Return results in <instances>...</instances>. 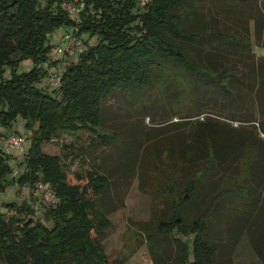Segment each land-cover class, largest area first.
I'll return each mask as SVG.
<instances>
[{"label": "trees", "instance_id": "obj_1", "mask_svg": "<svg viewBox=\"0 0 264 264\" xmlns=\"http://www.w3.org/2000/svg\"><path fill=\"white\" fill-rule=\"evenodd\" d=\"M67 1L0 0V127L10 129L20 116L31 130L23 172L12 182L30 188L42 183L58 200L43 212L51 227L33 219L31 204L6 205L7 213L0 214V264H126L124 258L109 261L101 245L111 222L98 201L111 187L110 178L88 172L84 185H72L61 159L42 150L61 134L79 131L95 134L104 145L115 144V137L100 132L101 103L119 91L139 111L152 113L162 105L185 116L163 125L166 132L154 139L162 148L148 144L171 198L170 217L146 230L153 263L169 264L162 240H170L177 264H213L216 242L205 235L207 213L187 222L181 210L211 175L225 176L224 186L235 182L247 150L253 149L261 163L249 165L244 187L223 186L217 197L243 188L247 196L253 187L247 181L257 176L255 166L264 172V58L254 60L249 34L227 33L213 16L208 21L195 16V0H147L144 5L140 0H80L84 8L75 20L62 9ZM235 1L229 6L238 21L256 25L260 35L264 0L258 5ZM61 28L82 40L83 50L58 74L59 87L48 89L40 82L57 63L50 59L48 38ZM23 59H31L33 67L17 74L15 67ZM170 94L171 102L165 97ZM201 106L209 110L189 116ZM201 114L206 115L199 119ZM124 147L132 152L131 144ZM9 161L0 148V189L6 175L13 174ZM200 163L206 165L181 185V168Z\"/></svg>", "mask_w": 264, "mask_h": 264}, {"label": "rangeland", "instance_id": "obj_2", "mask_svg": "<svg viewBox=\"0 0 264 264\" xmlns=\"http://www.w3.org/2000/svg\"><path fill=\"white\" fill-rule=\"evenodd\" d=\"M195 1L197 2L196 10L192 12L195 16L204 21L210 20L213 16V19L227 33L236 31L245 35L249 34L254 60L259 61L264 58L263 29L259 35L256 25L253 27L252 23L246 24L248 21L239 22L238 13L229 6L232 0ZM238 1L234 3L237 4L240 2ZM253 1L258 5L260 0ZM243 2L251 1H241ZM243 27L246 29L244 30ZM66 32L67 30L63 28L55 31L48 38L49 45L53 47L61 43ZM75 38L79 39L76 36ZM77 43L75 39L71 47L72 51L78 48ZM94 43L95 39L89 40L90 45ZM244 55L246 56L245 53ZM50 59L57 63L55 66L48 67V73L40 82L41 86H46L50 82L52 74H59L64 66L77 60L72 53ZM245 65H248V61ZM32 67L31 59L20 60L15 67V73L28 72ZM4 74L5 77H9L10 68L6 67ZM165 97L169 102L173 101L172 94ZM101 108L103 125L100 132L115 137L112 142L115 144L104 145L95 134L79 131L74 134H61L53 142L44 144L42 150L45 154L58 156L61 159L68 182L72 185H84L88 172L110 178L111 187L98 201L102 211L111 222V227L106 230V236L101 241L103 251L109 261L124 258L126 264H154L150 255L146 230L153 229L161 219L170 217L171 198L168 197L165 185L163 186L162 183L166 180L161 173H156L158 167L161 168V165L157 166L159 159H152L148 144L158 143L154 139L166 132L162 130L166 122L179 121L180 117L185 116L175 115L170 108L162 105L156 107L152 113L139 111L134 101L123 91L115 92L111 97L103 100ZM206 110H209L206 106L198 107L190 112L189 116L198 115ZM226 113L223 112V115ZM205 115L201 114L198 118L202 119ZM188 120L183 119V121ZM232 124L237 125V123ZM0 134H16L25 138L22 145L23 152L8 145L1 147L3 152L10 156L9 165L13 174L6 175L3 189H0V214L7 213L6 205L8 204H31L35 211L33 219H38L45 226L51 227V223L43 219V212L47 207L38 198L35 187L30 188L27 185L12 182V179L17 180L23 172V158L29 145L31 130L27 129L26 121L17 116L10 129L0 127ZM126 143L132 145V152H127V148L124 147ZM158 144L159 148L163 147L162 143ZM260 144L264 152V142ZM254 158L255 151L247 150L240 162V176L227 186H224L225 176L211 175L203 182V185H198L192 202L181 210L187 222H191L202 213H207L205 235L216 242L214 246L216 256L213 264H264V172L257 168V165L255 166L257 176L254 181H247L253 186L250 187L247 196L243 188L241 192L225 193L217 197L223 186L225 189L228 187L227 190L232 187L245 186L243 183L248 178L249 165L254 160L261 163L260 158ZM82 159L84 163L80 162ZM205 165L206 163H200L197 168L190 166L181 168L183 172L181 185L185 184L187 178L193 176L194 169L203 168ZM165 197H168L167 202H165ZM173 237L178 236L174 233ZM187 239L190 240L192 237ZM162 242L163 255L167 262L177 264L176 248L170 240H162ZM190 260H193L192 256Z\"/></svg>", "mask_w": 264, "mask_h": 264}, {"label": "built area", "instance_id": "obj_3", "mask_svg": "<svg viewBox=\"0 0 264 264\" xmlns=\"http://www.w3.org/2000/svg\"><path fill=\"white\" fill-rule=\"evenodd\" d=\"M147 0H140V4L144 5ZM84 8V4L80 0H71L64 2L62 4V9L66 11L68 17L72 20H75V17L78 15L80 11ZM78 42V48L75 51H72L71 47L74 41ZM83 50V45L80 39L75 38L72 33L66 32L64 34V40L56 46L51 47L50 49V57L55 56H63L66 53H72L73 56L81 53ZM60 85V77L58 74H52L50 76V82L46 85L48 89H56ZM25 142V138L16 134H3L0 136V148L4 145L16 147L19 152H23V143ZM35 190L38 195L40 201L46 205V207H54L58 200L55 197V194L44 184L37 183L35 185Z\"/></svg>", "mask_w": 264, "mask_h": 264}]
</instances>
